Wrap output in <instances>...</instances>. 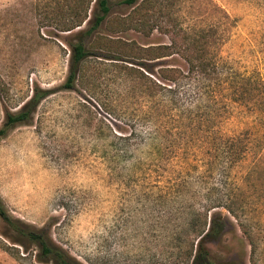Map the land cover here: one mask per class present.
<instances>
[{
    "label": "rangeland",
    "instance_id": "rangeland-1",
    "mask_svg": "<svg viewBox=\"0 0 264 264\" xmlns=\"http://www.w3.org/2000/svg\"><path fill=\"white\" fill-rule=\"evenodd\" d=\"M93 3L81 27L62 32L63 0H0V127L35 89L50 92L28 123L0 140L5 210L76 264H189L204 224L201 217L187 223L189 214L237 191L255 250L223 209L227 230L209 247L264 264V137L250 176L251 160L227 159L219 148L227 137L261 135L250 130L249 97L224 93L227 79L249 76L262 81L264 95V0H110L88 42L91 56L66 90L67 43L90 26ZM198 34L226 80L194 107L189 84L174 99L146 78L157 83L172 75L166 71L185 73L172 40L194 48ZM38 253L0 220V264H49L38 262Z\"/></svg>",
    "mask_w": 264,
    "mask_h": 264
},
{
    "label": "trees",
    "instance_id": "trees-1",
    "mask_svg": "<svg viewBox=\"0 0 264 264\" xmlns=\"http://www.w3.org/2000/svg\"><path fill=\"white\" fill-rule=\"evenodd\" d=\"M66 3L68 10V18L66 17L64 24L60 31L69 32L73 31L77 27H81L83 21L86 19L89 6L94 1L95 8L92 10V17L89 18L88 23L90 26L79 31L75 36V41H71L68 44L70 49V63L68 68V76L64 83V89L73 90L74 85L78 79L81 71V67L84 62L91 56L89 51V42L93 32L101 25V23L107 18L110 11V0H63ZM137 0H125L127 4H135ZM205 37L198 34L193 39V45L191 48H176L175 40H172V48L178 55H180L187 63V71L181 72L177 69H172V75L168 77H161L157 83L152 82L150 78H144L149 80L155 87L161 90L173 93V97L178 95L181 84H189L191 87L192 104L196 107L199 100L207 97L211 93L214 85L218 86L226 80L219 63V60L214 55L207 56L204 47L208 44ZM146 72H150L147 71ZM224 76V78H223ZM224 79V80H223ZM166 81L172 82L173 87L166 86ZM227 79L226 92L229 96H240L238 99L244 100L245 97H249L250 105L253 107V119L254 124L250 130L255 131L257 134L254 138L240 139L237 137H227L226 144L220 143L219 148L226 149L225 156L227 159H237L246 162L251 160L246 176H250L259 166L260 156L256 153V147L258 143L262 141L264 137V111L260 108V105L264 104L263 91H260L259 85H263L260 79H254L249 76H243L239 81H229ZM233 80V79H232ZM164 84L161 86L162 83ZM210 89V90H209ZM257 90V92H255ZM186 93L188 90H184ZM183 91V93H184ZM221 93L220 95H222ZM50 92L48 90L35 89L29 99L23 104L21 109L16 113H5L4 122L0 127V140L5 138L8 133L15 127L21 124L28 123L36 108L40 102L48 97ZM186 95V94H185ZM189 95V93H187ZM235 102H238L237 100ZM260 123V125H258ZM247 140V142H244ZM230 141V142H229ZM216 140L212 138V144H215ZM242 196L235 191V193L226 194L223 197H216L208 201L207 207L203 212H195L189 214L187 223H191L196 218H202L203 229L197 234L195 243H192L187 253L189 264H245L242 253L237 252L233 258H224L212 253L209 245L218 244L221 237L227 230L229 223L228 217L223 215L220 209L226 211V213L232 217L238 228L246 239L251 251L255 250V245L251 238V229L247 224V220L243 217L244 205ZM0 220L9 227L18 236L26 238L29 242L35 244L39 250L37 260L40 263L49 264H76L65 251L54 244L42 231H33L28 229L26 225H22L19 220L12 218L7 211L3 203L0 200Z\"/></svg>",
    "mask_w": 264,
    "mask_h": 264
}]
</instances>
